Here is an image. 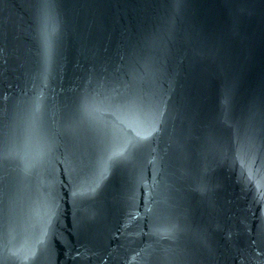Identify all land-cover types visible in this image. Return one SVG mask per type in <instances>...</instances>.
I'll return each instance as SVG.
<instances>
[{
  "label": "water",
  "instance_id": "obj_1",
  "mask_svg": "<svg viewBox=\"0 0 264 264\" xmlns=\"http://www.w3.org/2000/svg\"><path fill=\"white\" fill-rule=\"evenodd\" d=\"M264 88V0H0V264H175Z\"/></svg>",
  "mask_w": 264,
  "mask_h": 264
}]
</instances>
